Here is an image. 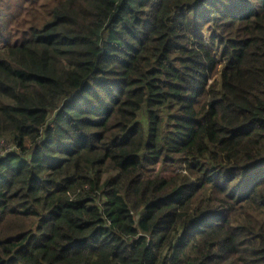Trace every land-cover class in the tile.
<instances>
[{"label": "trees", "instance_id": "obj_1", "mask_svg": "<svg viewBox=\"0 0 264 264\" xmlns=\"http://www.w3.org/2000/svg\"><path fill=\"white\" fill-rule=\"evenodd\" d=\"M0 11V264H264V0Z\"/></svg>", "mask_w": 264, "mask_h": 264}, {"label": "rangeland", "instance_id": "obj_2", "mask_svg": "<svg viewBox=\"0 0 264 264\" xmlns=\"http://www.w3.org/2000/svg\"><path fill=\"white\" fill-rule=\"evenodd\" d=\"M6 17V14L2 11H0V21L3 22L4 18ZM24 25L28 26L30 25L29 21L27 20ZM1 150V147H0ZM7 150V148H6ZM155 171L160 173L159 176L160 178H165V177H169V172H171V168H168L167 166H157L155 168Z\"/></svg>", "mask_w": 264, "mask_h": 264}]
</instances>
